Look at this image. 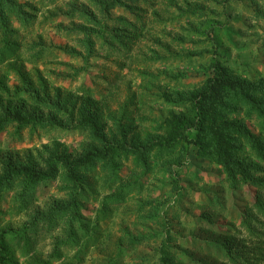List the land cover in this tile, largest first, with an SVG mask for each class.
<instances>
[{"label": "rangeland", "instance_id": "1", "mask_svg": "<svg viewBox=\"0 0 264 264\" xmlns=\"http://www.w3.org/2000/svg\"><path fill=\"white\" fill-rule=\"evenodd\" d=\"M101 1L12 0L16 11L2 9L12 33L5 51L0 32V57L10 58L0 62V116L14 111L47 115L49 97L56 93L79 96L84 88L90 90L92 107L103 114L108 109L119 110L134 93L137 112L133 117L150 129L151 120H161L173 109L163 94L189 90L205 78L216 48L201 35L209 22L232 28L231 38L226 25L220 33L229 50L227 61L247 73L248 79L264 78V0H147L134 13L122 7L111 9L108 19L100 13ZM186 4L203 6V16L184 14ZM84 11L108 26L116 18L132 23L141 20L133 32L136 39L129 42L127 51L117 48L110 54L97 42V54L84 63L78 55L84 53L86 38L80 28L98 29L88 23ZM8 62L21 69L23 78L6 67ZM247 124L256 131L254 121ZM89 143L87 135L77 130L6 126L0 130V173L8 161L27 163L30 159L41 168L50 153L65 151L75 157ZM132 171L130 162L123 163L120 176L129 179ZM100 173L105 176L96 167L87 178L93 192L82 200L80 214L86 227L92 226L101 200L110 190L103 188L106 181ZM15 183L0 188V232L9 230L8 244L16 264H158L157 247L165 228L176 240L172 245L176 264H243L224 259L210 247L222 237L240 253L255 254L257 244L264 243V219L258 212L260 204L264 205V190L241 185L233 192L219 166L194 154L185 157L181 167H153L139 191L125 203L110 205L107 218L99 223L96 238L89 240L85 251L83 245L70 246L66 240L69 216L50 214L54 205L69 200L59 177L38 184L26 201L18 195ZM152 209L157 210L155 221L145 218ZM245 216L260 232L258 237L240 226ZM36 217L34 229L25 237L14 235L13 231L21 232Z\"/></svg>", "mask_w": 264, "mask_h": 264}, {"label": "trees", "instance_id": "2", "mask_svg": "<svg viewBox=\"0 0 264 264\" xmlns=\"http://www.w3.org/2000/svg\"><path fill=\"white\" fill-rule=\"evenodd\" d=\"M138 1L102 0L99 3L100 13L104 19H108L109 10L120 7L134 13L147 3V0H141L142 4ZM11 3L12 0H0V32L3 35L5 51L8 50V38L12 30L3 17L2 9L7 7L8 10L16 11ZM186 7L184 14L189 17L203 16V6L186 4ZM83 13L88 23L98 27L80 28L86 38L84 53L78 52V55L86 64L90 57L97 54V42L105 54H110L117 48L127 51L129 42L136 39L137 34L133 32L135 33L141 20L132 23L116 18V23L108 26L104 22H97L96 17L89 12ZM225 25L209 22L203 28L202 37L216 45L211 53L205 78L189 90L163 94L164 101L173 109L170 108L161 120H151L150 129L140 126L142 122H137L133 117L137 112V105L133 101L134 93L130 94L129 102H125L119 110L108 109L103 114L101 110L92 107L90 90L84 88L80 89L79 96L69 94L61 97L56 93L49 97L45 102L47 115H26L14 111L0 116V130L12 124L16 125V130L59 127L66 131L77 130L85 133L90 142L85 151L75 157L65 151L56 150L50 153L41 168H37L30 159L27 163L6 162L0 173V188L13 186L17 182L15 184L18 195L22 201H26L38 184L59 177L69 200L54 205L50 214L61 213L69 216L70 231L66 240L71 242L70 246L83 245V251L91 244L89 240L94 241L96 238L98 225L107 218L110 205L125 203L133 192L139 191L142 180L150 175L153 167H181L184 158L190 154L219 166L233 192L241 185L264 190V78L248 79L247 73L238 71L227 61L229 50L220 39ZM226 32L231 38L232 28L226 25ZM7 61L10 58L0 57L1 63ZM6 67L19 79L23 78L21 69H17L15 63L8 62ZM131 105L134 106L133 110H130ZM247 121H254L255 132L248 126ZM126 162H130L134 169L129 179L120 176L122 165ZM96 167L105 175L100 173L102 180L106 181L103 188L110 190L103 196L92 226L86 227L80 214L82 200L88 193L91 196L92 190L87 178ZM156 211L149 210L145 218L155 221L158 217L155 215ZM258 212L264 219L263 204H260ZM246 218L245 216L241 219L240 226L258 237L260 232ZM37 219L36 217L24 226L21 232L13 231L14 235L25 237L29 229H34ZM254 221L260 226L263 225L261 220ZM165 230L164 238L157 247L158 264H176L175 248L172 247L176 240L169 229ZM8 233L9 230L0 232V264H16L12 257V248L8 244ZM131 239L136 241L139 238ZM257 245L255 254L250 251L240 253L232 249V242L222 237V240L210 247L220 251L224 259H229L232 263L241 260L243 264H260L264 258V243L259 242ZM47 263L48 261L38 264Z\"/></svg>", "mask_w": 264, "mask_h": 264}]
</instances>
